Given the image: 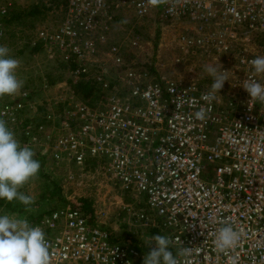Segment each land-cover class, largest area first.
Listing matches in <instances>:
<instances>
[{
    "label": "built area",
    "instance_id": "2783aa9c",
    "mask_svg": "<svg viewBox=\"0 0 264 264\" xmlns=\"http://www.w3.org/2000/svg\"><path fill=\"white\" fill-rule=\"evenodd\" d=\"M61 1L60 19L38 26L31 44L67 66L73 84L95 85L103 101L50 112L25 127L23 144L43 139V155L79 174L96 163L105 182L129 194L131 203L123 205L128 231L102 226L105 213L79 203L35 217L31 225L51 244L50 264H143L145 242L156 234L173 240L174 254L192 247L195 264H264V104L251 107L242 87L250 78L264 84L249 64L264 56V0H167L159 7L149 0ZM12 7L0 0V18ZM129 13L169 29V59L178 71L125 63L121 46L131 54L142 49L141 40L126 33L111 42L110 35ZM3 31L0 22V40ZM206 66L228 78L212 100L205 98L213 82ZM27 96L0 101V119L13 131ZM225 224L241 235L235 247L218 253L215 235Z\"/></svg>",
    "mask_w": 264,
    "mask_h": 264
},
{
    "label": "rangeland",
    "instance_id": "374dc122",
    "mask_svg": "<svg viewBox=\"0 0 264 264\" xmlns=\"http://www.w3.org/2000/svg\"><path fill=\"white\" fill-rule=\"evenodd\" d=\"M13 2V7L9 15L2 22L4 34L0 40V45L10 49V55L20 60V67L17 69L18 78L24 81V85L15 97L5 96L0 101H11L21 98V94L28 92L25 97L27 107L21 112L19 121L15 126V136L23 145L26 126H34L36 122L44 121V117L52 115L50 112L64 113L72 103L98 100L95 85L91 84L94 98L89 97L86 101L81 99L79 88L75 87L68 73V67L57 58H50L46 51L31 44L36 28L45 22L60 19L59 6L61 0H8ZM32 8H38L36 13H28ZM122 29L113 31L110 41L113 42L117 37H132L137 35L141 42L142 49H132L131 54L128 49L130 46L123 45L125 63L135 64L137 67L149 69L151 71L176 70L180 69L177 65H172L169 59L172 46L168 42L171 39L169 29L164 28L159 20L136 19L133 14L126 15ZM129 38V37H128ZM151 44H150V43ZM148 52L150 55H148ZM106 50L102 46L99 48L96 59L102 64ZM189 64L197 65L196 62ZM110 65L109 63L107 64ZM171 75V72H166ZM175 75V74H172ZM111 82L118 84L117 78L110 74ZM119 80V77H118ZM76 99L72 100V98ZM95 102V103H94ZM31 103L32 106H29ZM89 104V103H88ZM42 140L39 145L30 147L34 152V159L40 162V170L35 178L26 183L20 189L26 195L35 198L34 204L25 206L17 200L4 202L0 205V214H7L16 218H27L30 224L39 214L51 208H57L65 203H79L86 209L87 206L98 214L104 212V217L99 215V222L108 229H118L128 231L126 213L123 205L131 203L129 194L123 195L105 182L103 173L98 170L96 163H91L87 169H92L90 173L79 174L73 172L76 168L67 165L63 160L56 162L49 154L43 155ZM73 172L76 177L71 181L69 176ZM26 207H31L27 211Z\"/></svg>",
    "mask_w": 264,
    "mask_h": 264
},
{
    "label": "clouds",
    "instance_id": "9594fccd",
    "mask_svg": "<svg viewBox=\"0 0 264 264\" xmlns=\"http://www.w3.org/2000/svg\"><path fill=\"white\" fill-rule=\"evenodd\" d=\"M149 3L152 7H159L167 0H149ZM20 63L19 59L10 55L7 46L0 45V98L20 94L24 85V81L17 76ZM249 64L255 74L264 75V56H256ZM205 71L213 78L205 98L212 100L228 78L219 74L213 66H206ZM242 87L249 94L251 107L257 103L264 104V84L250 78ZM197 115L203 118L204 113ZM34 156L35 152L29 146L21 145L7 122L0 119V199L7 202L17 200L25 206L34 204L33 196L20 191L40 170V162ZM26 210L32 209L26 207ZM240 235L228 224L218 228L215 250L226 253L236 246ZM145 243L149 251L144 256L143 264H195L194 260L189 259L193 256L192 247L182 246L174 254L171 250L173 240L169 236L156 234ZM50 247V241L40 226L31 225L26 217L0 214V264H50Z\"/></svg>",
    "mask_w": 264,
    "mask_h": 264
},
{
    "label": "trees",
    "instance_id": "16d2710c",
    "mask_svg": "<svg viewBox=\"0 0 264 264\" xmlns=\"http://www.w3.org/2000/svg\"><path fill=\"white\" fill-rule=\"evenodd\" d=\"M38 8H32L31 10H29L28 13H36L38 12L37 10ZM5 19L3 17L0 18V22H3ZM75 87H78L79 88V92H80V97L81 99H83L84 101H86L89 97L91 98H94V94L95 92H93V89L89 83V81H80V82H77L76 84H74ZM87 103H89L90 106H93L92 102L93 100L90 101H86ZM4 202V200L0 199V205ZM87 208L86 210L87 211H91V209L89 208V206L86 204ZM82 208H84V206L81 204ZM85 209V208H84Z\"/></svg>",
    "mask_w": 264,
    "mask_h": 264
},
{
    "label": "crops",
    "instance_id": "0c3cea01",
    "mask_svg": "<svg viewBox=\"0 0 264 264\" xmlns=\"http://www.w3.org/2000/svg\"><path fill=\"white\" fill-rule=\"evenodd\" d=\"M52 59V58H51ZM23 143H24V140H23ZM24 145V144H23ZM41 152H42V149H41Z\"/></svg>",
    "mask_w": 264,
    "mask_h": 264
}]
</instances>
